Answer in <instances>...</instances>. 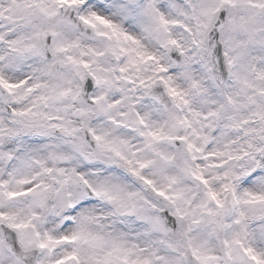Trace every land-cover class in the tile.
<instances>
[{
	"label": "snow or ice",
	"instance_id": "obj_1",
	"mask_svg": "<svg viewBox=\"0 0 264 264\" xmlns=\"http://www.w3.org/2000/svg\"><path fill=\"white\" fill-rule=\"evenodd\" d=\"M0 264H264V0H0Z\"/></svg>",
	"mask_w": 264,
	"mask_h": 264
},
{
	"label": "clouds",
	"instance_id": "obj_2",
	"mask_svg": "<svg viewBox=\"0 0 264 264\" xmlns=\"http://www.w3.org/2000/svg\"><path fill=\"white\" fill-rule=\"evenodd\" d=\"M137 35H139V34L137 33ZM146 43H147V42H146ZM195 70H196L197 72H201V71H202V70L200 69L199 66H196ZM131 142H132V143H136L137 141H136L135 139H132Z\"/></svg>",
	"mask_w": 264,
	"mask_h": 264
}]
</instances>
